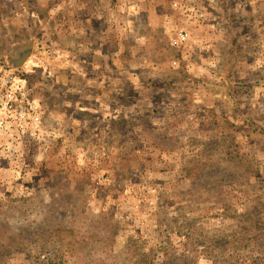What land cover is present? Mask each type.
<instances>
[{
	"label": "rangeland",
	"instance_id": "obj_1",
	"mask_svg": "<svg viewBox=\"0 0 264 264\" xmlns=\"http://www.w3.org/2000/svg\"><path fill=\"white\" fill-rule=\"evenodd\" d=\"M7 70L0 264H264V0H0Z\"/></svg>",
	"mask_w": 264,
	"mask_h": 264
},
{
	"label": "built area",
	"instance_id": "obj_2",
	"mask_svg": "<svg viewBox=\"0 0 264 264\" xmlns=\"http://www.w3.org/2000/svg\"><path fill=\"white\" fill-rule=\"evenodd\" d=\"M0 77V128L22 125L35 116L38 106L28 99V92L22 77L15 72L4 71Z\"/></svg>",
	"mask_w": 264,
	"mask_h": 264
},
{
	"label": "water",
	"instance_id": "obj_3",
	"mask_svg": "<svg viewBox=\"0 0 264 264\" xmlns=\"http://www.w3.org/2000/svg\"><path fill=\"white\" fill-rule=\"evenodd\" d=\"M28 52H29V51L26 50V51L24 52V54L26 55ZM24 54H22V55H24Z\"/></svg>",
	"mask_w": 264,
	"mask_h": 264
},
{
	"label": "trees",
	"instance_id": "obj_4",
	"mask_svg": "<svg viewBox=\"0 0 264 264\" xmlns=\"http://www.w3.org/2000/svg\"><path fill=\"white\" fill-rule=\"evenodd\" d=\"M1 262H2V260H1Z\"/></svg>",
	"mask_w": 264,
	"mask_h": 264
}]
</instances>
